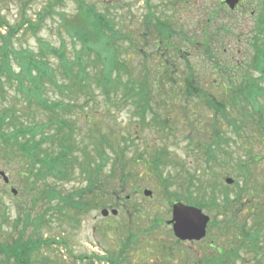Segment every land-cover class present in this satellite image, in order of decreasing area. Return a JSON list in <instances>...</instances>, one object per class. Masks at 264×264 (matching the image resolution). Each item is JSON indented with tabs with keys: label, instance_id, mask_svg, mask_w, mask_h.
Returning a JSON list of instances; mask_svg holds the SVG:
<instances>
[{
	"label": "rangeland",
	"instance_id": "374dc122",
	"mask_svg": "<svg viewBox=\"0 0 264 264\" xmlns=\"http://www.w3.org/2000/svg\"><path fill=\"white\" fill-rule=\"evenodd\" d=\"M53 1L0 0V18H4L10 24L19 22L23 17L36 20L39 15L43 13L46 15L44 23L35 35L31 31L22 29L15 36L13 44L16 48H30L37 52L40 51L39 45L44 44L62 50L68 59H72L76 50L80 48V44L74 41L71 30L65 26L74 25L76 20L82 24H89V21L82 16L76 19L79 16L78 2H82L86 6L95 8L102 13L103 17L109 18L120 33L130 37L129 39L119 38L113 43L118 50L117 60L129 59L127 62L129 68L131 66L135 68V72L131 71V77L133 79L137 77L135 73L140 72L139 64L144 58L133 54V45L138 46L142 43L144 45L140 34L144 28V19L146 21L147 18L145 0H62L54 4L52 8H48ZM253 1L245 0L238 8L232 10L220 0H150L153 14L162 21H167L171 26V42L167 46L171 58L179 67L178 73H186L184 65L188 62L195 71L200 87L218 100L225 101L226 111H231L234 107L229 98L232 92L228 93L226 90L232 82L235 86L238 84L236 81L242 79L244 71L243 68L241 70L237 68L232 71V74L230 71H220L217 65L222 60L226 61L225 63L230 61L244 65L245 61L250 58L252 54L250 28L253 22L250 11L254 4ZM148 24L151 25V23ZM5 30L6 28L3 27V33ZM147 36L148 44L145 46V51L148 55L150 54V59L147 58L148 70L141 78H147L152 89L154 106L159 107V111L162 100L170 101L166 112L170 119L166 126L159 122L153 123L151 119L149 120L150 114L147 119L149 125L143 126L144 123H140L139 114L135 112L134 105L132 107L129 99L122 98L121 93L110 92V102L106 101L103 87L96 83L97 76L89 81L91 86L88 91L70 87V78L61 68L57 57L47 53L45 57L53 68V75L58 86L46 81L42 84L43 97L48 102L60 100L70 104H82L83 111L80 110L81 107H70V111L60 113V116L67 118L72 125L78 150L93 151L95 146L93 139L113 136L116 144L126 147L129 158L138 159L136 168L135 166L131 168L138 179L132 180L128 185L131 188L129 189L131 199L126 205L130 208L134 207V204L139 205L144 211L141 212L143 215L141 217L144 218L133 217L131 224H128V212L126 213L120 201L117 215L110 214L103 217L101 209L97 208L83 212V214L70 210H66L69 213L64 210L56 214L52 207L56 205L57 199L53 198L48 201V197L42 194L41 190L44 185L42 180L31 184L30 189L32 190H27L25 179L21 176L26 171L24 162L15 153L16 150L4 149L0 143V169L5 171L10 179L9 185H6L0 178L1 242H11L12 239L18 237L24 225L23 219L30 214V222L33 225L23 231L24 237L31 235L34 231V238L63 240L61 244L40 247L36 255L43 264H87L77 259L79 255L115 254L130 233L136 237L132 248H128L127 251V259L133 264H163L166 261L195 264V258L204 260L205 257L213 256L214 253L221 251L219 247L221 244L225 247L224 249L234 246L231 244V234L234 230L231 228L228 233H220L218 230V226L222 224L220 221L212 227H207V236L201 242L183 241L180 245H176L172 230L165 225V220L171 216V205L176 200L171 199V205L168 207L166 198L169 193L174 195L180 190H183L184 194L187 192L173 181L174 176L178 179L198 178L200 183L203 182L205 186L209 184V187L214 186L217 176L220 180L217 181L220 192L228 191L233 195L236 187L234 183L227 184L225 179L239 180L241 184L243 179L239 173L241 170L239 171L227 162L235 165L237 161H246L249 167L247 170L249 179H252L253 173L262 179V193H257L256 199H253L254 204H259L258 209L261 211V206L264 204V128L259 124L257 117L255 119L257 121L254 120L256 125L253 131L242 129L240 133H236L231 123L211 108L206 107L204 103H200L199 99L197 100L194 96L185 97L180 78L178 81L174 80V84L157 76L158 73L153 69V63L157 60L154 55H151L153 44H155L153 43L154 35L146 33L144 38ZM91 38L98 40L92 35ZM178 49L182 50L181 53ZM85 58L91 71L99 72L102 69V61H94L97 60L94 52L85 55ZM12 65L13 69L19 72V66L14 62ZM173 68L176 75V69ZM60 84H69L70 89H61ZM17 85L15 79L10 82L4 81L5 87L0 91V109L8 107L16 110L17 117L14 123L18 126L20 123L28 125L47 120L48 113L39 106L36 100L27 99L24 90ZM88 98L90 100L86 101ZM262 106L264 107L263 104ZM161 112L160 115L163 117L164 112L162 114ZM5 127L11 129V126ZM214 128L218 129L221 137L219 146L223 147L224 154H222V161L207 165L203 160L205 153H209L207 141L214 138ZM247 131L248 134H252L250 137ZM199 140L201 142H198ZM159 153L162 157L165 155L168 158L158 157L154 163L153 159ZM80 159H82L81 156ZM147 162L153 167V172L142 167V164ZM204 167L210 173L208 177L200 173L205 169ZM77 174L78 169L70 181L56 182L53 178L45 181L50 184V187H55L60 192H68L77 188L83 180V176L78 178ZM142 174H146L144 180H142ZM162 180L163 183L165 181L164 187ZM139 184H142V187H139ZM249 187L248 184L246 194L243 193L244 196L249 194ZM10 188H15L16 194H12ZM145 189L152 192L151 197L144 195ZM215 189L218 193L216 185ZM189 191L192 195L196 194L195 187H191ZM209 197H199L204 205L209 206L201 210L210 217V221H215L218 214L214 205L209 201ZM243 200L246 203V197ZM256 209L253 204H248L242 207L237 218L247 221L248 227L253 222L252 214ZM259 215L263 216L264 212H259ZM39 217L41 221H38ZM157 218L163 219L161 225L150 227L153 220ZM217 220H221V216ZM260 235L264 240V229ZM211 242L217 246H211L209 244ZM135 244H137L136 250H134ZM263 244L261 248L264 252ZM209 245L211 249H215V252L209 248ZM103 263L98 262V264ZM237 263L264 264V255L241 249ZM0 264H5V262L0 260Z\"/></svg>",
	"mask_w": 264,
	"mask_h": 264
},
{
	"label": "trees",
	"instance_id": "16d2710c",
	"mask_svg": "<svg viewBox=\"0 0 264 264\" xmlns=\"http://www.w3.org/2000/svg\"><path fill=\"white\" fill-rule=\"evenodd\" d=\"M61 1L54 0L49 4L48 8H52L54 4ZM145 2L147 6V23L144 19V28L140 34L144 45L143 43L138 44V46L133 45V54L139 58L141 56L144 60L139 64L140 72L135 73L137 77L134 79L131 77V71L135 72V68L133 66L129 68L127 63L129 59L123 58V60H117L118 50L116 49L117 47H114L113 43L114 40L116 41L119 38L129 39L130 37L120 33L109 18L103 17L102 13L93 7L78 2L79 16L76 19L82 16L85 20L89 21V24H82L76 20L74 25L69 24L65 26L71 30L74 41H78L80 44V48L76 50L75 56L72 59H68L62 50L56 49L53 46L41 44L39 45L40 51L37 52L30 48H16L14 46L13 39L22 29L31 31L33 35L38 32L46 18L45 13H43L44 15H39L36 20L23 17L15 24H10L4 18H0V91L5 87L4 81L10 82L12 79H15L18 84L17 86L21 90H24L27 99L36 100L39 106L49 115L45 121L28 125L20 123L18 126L14 123L17 117L16 110L8 107L0 109V143L4 149L13 148L14 150L12 151L16 150L17 152L15 153L24 162L26 171L21 176L25 179L24 182L27 190H32L30 189V185L42 180L44 183L41 190L42 194L48 197V201L53 198L57 199L56 205L52 207L56 214L62 213L64 210L66 213H69L66 210H70L77 214H83V212L95 208H119L120 201L123 203L126 213L128 212V224H131L133 217L136 219L144 218L141 217L143 216L141 214L143 210L139 205L134 204V207L132 206L131 208L126 205L131 199L129 193V189L131 188L128 185L132 180L138 179L137 175L131 170V168L134 166L136 168L138 165V159L129 158L126 147H122L118 143L116 144L113 136H103L101 139H98V137L95 140L93 139L95 143L93 151L90 149V151L87 149L78 150L72 125H70L67 118L60 116V113L70 111V107H81L80 110L83 111L82 104H70L60 100L48 102L43 97L42 84L44 81L58 86L53 75V68L45 57L46 53L57 57L61 68L70 78V87L73 86L78 90L88 91L91 86L89 81L97 76L96 83L103 87L104 99L106 101L110 102V92H114L115 94L121 93L122 98L129 99L132 107L134 105L135 112L139 114L140 123H144L143 126L149 125V122H147L149 114L151 115L149 120L151 119L153 123L159 122L166 126V123L170 119L166 114L168 111L167 105H170V101L164 102L162 100L161 110L159 111V107L154 106L152 89L147 82V78H141L148 70L147 58L150 59V54L148 55L145 51V46L148 44V36L147 38H144V36L146 33L147 35L151 33L154 35L153 43H155L153 44L151 55H154L157 60L153 63V69L158 73V77H162V80L173 83L174 80L178 81L180 78L183 84L181 88H184L185 97L194 96L197 100L199 99L200 103H204L206 107L211 108L227 122L231 123L236 133H240L242 129L253 131L256 125L254 123L256 117L261 127L264 128V107L262 106V104L264 105V0H254V4L251 6L250 15L253 18V22L250 28V48L252 50L250 58L245 61L244 65L230 61L225 63L226 61L224 60L220 61L217 65L220 71L224 70L232 73L237 68L239 70L243 68L244 71L242 79L236 81L238 84L235 86L233 85L234 82H232L229 88H227L228 90H226L228 93L232 92V96L229 95L234 106L231 111H226L225 101L218 100L214 95L208 94L204 88L200 87L196 80L195 71L188 62L184 65L186 73H178L179 67L174 62L175 60L171 58L167 46L171 42V26L167 21H162L161 18L153 14L150 0H145ZM148 23H151V25ZM3 27L6 28L4 33L2 31ZM91 35L97 37L98 40H93ZM103 37L106 38L103 39ZM155 38L157 39L155 40ZM181 51V49H178L179 53ZM92 52L97 56V60L94 61H102L103 63V67L99 72L97 70L91 71L85 58V55H89ZM12 62L19 66V72L13 69ZM172 67L176 69V75ZM140 73L141 75H139ZM152 83L156 85L154 81ZM59 86H61V89H70L69 84H60ZM89 94L91 95V92ZM89 100L90 98L86 101ZM218 102L223 103L219 104ZM160 112L161 114L164 112L163 117H161ZM5 126H11V129H7ZM213 131L214 138L207 141L209 153H205L203 160L207 165L222 161V154H224L223 147L219 146L221 137L218 134V129L214 128ZM248 131L247 135L250 137L252 134H248ZM198 142H201V140ZM80 156L82 159H80ZM158 157L162 159L168 158L165 155L163 158L161 153H159L153 159L154 163ZM227 163L236 167V169L238 168L239 171L241 170L239 173L243 179L242 184L239 180H233L236 187L233 195L228 191L224 193L220 192L217 176L214 186H217L218 193H216V189L214 190V186L209 187V184L205 186L203 182L200 183L198 181V178L187 177L178 179L177 176H174L173 181L179 184V188L185 189L187 192L184 194L183 190H180L174 195L169 193L166 198L168 207L171 205V199H174L177 202L181 201L201 209H207L209 206L204 205L199 197L210 196L209 201L214 205V209L217 210L218 217L221 216V220L218 221L217 217L215 221H210L208 226L212 227L216 225L215 223L221 221L222 224L218 226L220 233H228L231 228L234 230V233L231 234V244H234V246L230 249H224L225 247L221 244L219 245L221 251L214 253L213 256L205 257L204 260L195 258V264H238L237 258L241 249H248L249 252L264 255L261 248L264 240L260 235L264 229V215L261 217L259 215V212H264V204L261 206L260 211L258 209L259 204H254L255 200H253L256 199L257 193H262V179L254 173V176L251 177L252 179H249L247 171L249 167H247L246 161H237L235 165L231 162ZM142 167L153 172V167L148 162L146 164L143 163ZM204 168L200 173H202V176L208 177L210 173L206 170V167ZM77 169L78 178L83 176V180L80 181V185L77 188L68 192H60L55 187H50V184L45 181L48 178H53L56 182L70 181ZM142 175V180H144L146 174ZM164 183L162 180L163 187ZM82 184L84 186H81ZM248 184L250 186L249 194L244 196L243 193L246 194ZM139 187H142V184H139ZM191 187H195V195H192L189 191ZM227 188L231 187L227 186ZM244 197L247 199L246 203L243 200ZM248 204H253L254 208L257 209L252 214L254 218L253 222L247 227V221L239 220L237 215L242 207ZM23 220L24 225L18 237L12 239L11 242L0 241V260L5 262V264H43L36 255L40 247L61 244L63 240L42 237L34 238V231L31 232V235L24 237L23 231L27 230L33 223L30 222V214H27ZM41 220V217H39L38 221ZM162 221V218L154 219L150 227L154 225L158 226V224L161 225ZM135 240V235L130 233L115 254L107 253L108 255L97 256V254L93 253L90 255H79L77 259L87 264H98V262L106 264H133L127 259V251L128 248H132ZM261 240L263 241L261 242ZM175 243L176 245L181 244L177 239ZM209 244L217 246L214 242ZM136 245H134V250H136ZM211 250L214 251L215 249ZM166 262L163 264H184L182 262Z\"/></svg>",
	"mask_w": 264,
	"mask_h": 264
},
{
	"label": "water",
	"instance_id": "95a60500",
	"mask_svg": "<svg viewBox=\"0 0 264 264\" xmlns=\"http://www.w3.org/2000/svg\"><path fill=\"white\" fill-rule=\"evenodd\" d=\"M225 3L234 9L235 5L240 0H224ZM0 177H2L6 183L9 181L4 171L0 170ZM227 184H232L233 179L226 178ZM12 193H16V190L12 188ZM144 195L151 196L150 190H144ZM109 213L116 215L117 209H103L101 211L102 216L109 215ZM210 222V217L205 214L200 208L192 205L184 204L180 201H175L171 205V218L166 221L167 225L171 226L174 236L181 241H200L206 236L207 225Z\"/></svg>",
	"mask_w": 264,
	"mask_h": 264
},
{
	"label": "flooded vegetation",
	"instance_id": "af4514ba",
	"mask_svg": "<svg viewBox=\"0 0 264 264\" xmlns=\"http://www.w3.org/2000/svg\"><path fill=\"white\" fill-rule=\"evenodd\" d=\"M220 2H223V0H220ZM7 185H9V183H7Z\"/></svg>",
	"mask_w": 264,
	"mask_h": 264
}]
</instances>
